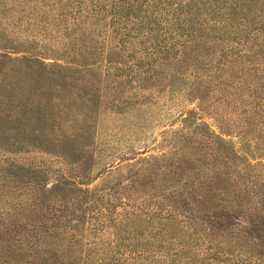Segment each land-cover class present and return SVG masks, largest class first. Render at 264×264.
I'll return each instance as SVG.
<instances>
[{
    "label": "rangeland",
    "instance_id": "rangeland-1",
    "mask_svg": "<svg viewBox=\"0 0 264 264\" xmlns=\"http://www.w3.org/2000/svg\"><path fill=\"white\" fill-rule=\"evenodd\" d=\"M143 4L0 0V264H264V0L192 47Z\"/></svg>",
    "mask_w": 264,
    "mask_h": 264
},
{
    "label": "trees",
    "instance_id": "trees-1",
    "mask_svg": "<svg viewBox=\"0 0 264 264\" xmlns=\"http://www.w3.org/2000/svg\"><path fill=\"white\" fill-rule=\"evenodd\" d=\"M257 2L258 0H187L184 5L175 3L174 7L171 5V0H144V4L140 6L146 8L144 13L147 16L141 19L142 22H146L144 24L148 31H152L159 23L165 24L164 28L158 30L167 32L173 47L176 44L192 47L200 40L198 38L203 32L213 29L216 25L220 26V30L221 27L223 29L233 27L232 21L236 20L241 12L250 15V6L254 9L251 20L240 18L242 23H238L236 28L247 29L253 26L256 21H260L258 20L260 14L254 8ZM200 15L203 17L201 18ZM218 18L221 20H217ZM208 22L214 25H208ZM176 35L184 40L177 43ZM261 43L264 47V40Z\"/></svg>",
    "mask_w": 264,
    "mask_h": 264
}]
</instances>
